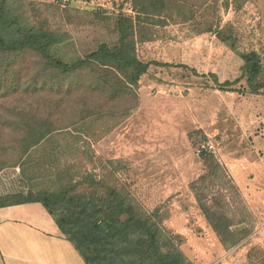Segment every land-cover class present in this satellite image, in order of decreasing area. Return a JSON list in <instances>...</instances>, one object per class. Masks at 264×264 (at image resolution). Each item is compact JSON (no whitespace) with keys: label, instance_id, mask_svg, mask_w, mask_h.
<instances>
[{"label":"rangeland","instance_id":"1","mask_svg":"<svg viewBox=\"0 0 264 264\" xmlns=\"http://www.w3.org/2000/svg\"><path fill=\"white\" fill-rule=\"evenodd\" d=\"M0 6L8 20L60 36L50 55L66 64L103 44L117 46L118 17L136 16L132 0H0ZM195 20L229 25L235 48L213 32L197 33L195 22L142 25L135 57L169 66H150L130 90L107 74L110 83L101 80L86 97L97 105L60 116L64 124L85 119L31 150L23 169H0V203L29 192L106 197L115 188L157 223L162 252H179L184 264H264V0H211ZM243 55L257 62L251 82ZM4 62L17 64L18 77L9 79L21 86L18 103L27 109L33 103L48 113L57 96L23 91L35 72L69 82L42 72L31 52ZM211 74L235 91L216 89ZM95 76L91 68L80 75L87 86ZM68 244L70 263L83 264Z\"/></svg>","mask_w":264,"mask_h":264},{"label":"trees","instance_id":"2","mask_svg":"<svg viewBox=\"0 0 264 264\" xmlns=\"http://www.w3.org/2000/svg\"><path fill=\"white\" fill-rule=\"evenodd\" d=\"M210 1L132 0L135 19L126 16L117 19L118 45L110 48L103 44L73 64L60 62L50 55L52 47L60 42V36L48 31L39 32L33 26L25 28L15 20H8V9L0 6V119L6 121L4 126L0 124V169H23V160L31 150L51 135L63 132L85 119L81 117L79 122L64 124L60 116L66 117L74 108L82 112L95 103L97 105V100L86 97L90 92L98 91L96 86L101 84V80L105 85L110 83L105 80L107 74L112 76L116 85L130 90V86H135L150 66H169L158 62L144 63L135 57V33L142 25L195 22L197 33L213 32L219 41L235 48L236 38L229 25L220 27L217 22L195 20L196 12ZM28 52L37 55L40 60L38 68L42 72H55L60 78L69 80L61 85L60 79L39 78L35 72L34 83L23 88L24 92L34 94L45 89L56 93V99L53 102L51 99L48 104V113H41L45 111L33 103L29 109L26 105L21 106L18 103L21 86L9 79L10 76L18 77L17 71L13 70L17 64L4 60L9 57L15 59ZM250 57L242 56L245 61L242 71L251 82L255 77L257 62L250 64ZM87 68L98 75L89 86L83 84L80 77ZM77 75L79 82L71 81ZM208 77L213 79L216 89L235 91L231 88V82L221 84L215 75ZM6 79L9 80L5 82ZM259 89L254 87L253 94H262ZM52 109L56 112H52ZM125 200L115 188H111L106 197L97 192H29L17 201L0 203V208L32 203L42 205L85 264H184L179 252H162L161 230L157 223L143 217ZM206 217L210 221V217ZM213 227L216 229L215 224ZM123 235H127L129 241L123 239Z\"/></svg>","mask_w":264,"mask_h":264},{"label":"crops","instance_id":"3","mask_svg":"<svg viewBox=\"0 0 264 264\" xmlns=\"http://www.w3.org/2000/svg\"><path fill=\"white\" fill-rule=\"evenodd\" d=\"M68 243L42 205L0 208V264H71Z\"/></svg>","mask_w":264,"mask_h":264},{"label":"built area","instance_id":"4","mask_svg":"<svg viewBox=\"0 0 264 264\" xmlns=\"http://www.w3.org/2000/svg\"><path fill=\"white\" fill-rule=\"evenodd\" d=\"M212 146H209V148H211ZM203 150L206 151V149L204 147H202V149H200L199 151L202 152Z\"/></svg>","mask_w":264,"mask_h":264}]
</instances>
